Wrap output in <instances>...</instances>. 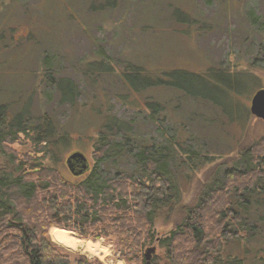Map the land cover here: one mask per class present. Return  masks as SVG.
Here are the masks:
<instances>
[{"label": "rangeland", "instance_id": "obj_1", "mask_svg": "<svg viewBox=\"0 0 264 264\" xmlns=\"http://www.w3.org/2000/svg\"><path fill=\"white\" fill-rule=\"evenodd\" d=\"M250 10L258 23L251 20ZM46 53L55 80L70 77L78 84L80 94L73 105L60 103L55 82L42 73ZM131 63L159 77L174 69L195 73L196 81L209 90L197 95L200 99L166 85L139 91L125 79ZM220 68L229 69L231 81L226 84L220 81ZM261 87L264 0H0V104L8 106L9 117L30 111L29 132L12 146L19 152L31 149L34 126L44 112L50 113L64 138L59 144L61 160L51 165L70 180L82 177L69 170L67 157L82 151L92 164L94 142L109 115L134 120L155 146L216 155L211 162L235 154L240 142L264 135V119L250 111L251 98ZM147 100L158 101L163 109L154 119ZM191 161L196 167L201 159ZM210 164L181 171L185 199L196 197ZM257 207L260 213L261 205ZM52 228L73 233V250L52 238ZM260 228V237L240 246L244 255H238L247 264H262L264 220ZM156 230L162 235L169 226L159 221ZM48 235L71 253L108 264H131L105 238H85L57 225Z\"/></svg>", "mask_w": 264, "mask_h": 264}, {"label": "trees", "instance_id": "obj_2", "mask_svg": "<svg viewBox=\"0 0 264 264\" xmlns=\"http://www.w3.org/2000/svg\"><path fill=\"white\" fill-rule=\"evenodd\" d=\"M249 15L259 22L253 10ZM50 59L46 53L42 73L52 77L60 103L73 105L80 88L70 77L55 80ZM227 70L220 68L225 84L231 81ZM125 72L126 81L139 91L166 85L200 99L197 95L209 90L196 81L197 74L184 70L163 71L166 77H159L131 63ZM147 104L153 119L163 110L158 101ZM7 107L0 104V264H105L53 242L48 235L53 225L85 238H105L131 264H147L145 253L153 245L152 264H247L238 255H244L240 246L260 237L264 220V198H259L264 192V135L240 142L235 154L211 162L216 155L155 146L134 120L109 115L94 142L93 163L84 173L71 171L82 177L73 181L51 165L61 160L59 144L64 140L52 115L43 113L34 126L32 148L19 152L12 145L29 132L30 111L9 117ZM193 158L201 159L196 167ZM204 163L211 164L196 197L185 199L180 174ZM159 221L169 226L162 235L156 230ZM53 229L52 238L73 250V233ZM261 260L264 264V254Z\"/></svg>", "mask_w": 264, "mask_h": 264}, {"label": "water", "instance_id": "obj_3", "mask_svg": "<svg viewBox=\"0 0 264 264\" xmlns=\"http://www.w3.org/2000/svg\"><path fill=\"white\" fill-rule=\"evenodd\" d=\"M250 111L258 118L264 119V87H261L255 91L251 98ZM69 169L74 174L84 173L89 169V161L87 156L82 151L72 152L66 160ZM156 251V246H150L146 250L147 264L151 263V256Z\"/></svg>", "mask_w": 264, "mask_h": 264}, {"label": "crops", "instance_id": "obj_4", "mask_svg": "<svg viewBox=\"0 0 264 264\" xmlns=\"http://www.w3.org/2000/svg\"><path fill=\"white\" fill-rule=\"evenodd\" d=\"M52 229H53V228H52ZM52 229H51V231H52ZM100 246H101V245H100ZM121 261H122V260H121ZM121 261H120V262H121ZM120 262H119V264H123L122 262H121V263H120ZM104 263H105V264H108L107 262H104ZM117 264H118V263H117Z\"/></svg>", "mask_w": 264, "mask_h": 264}, {"label": "bare ground", "instance_id": "obj_5", "mask_svg": "<svg viewBox=\"0 0 264 264\" xmlns=\"http://www.w3.org/2000/svg\"><path fill=\"white\" fill-rule=\"evenodd\" d=\"M100 248H102V247H100ZM100 248H99V249H100ZM103 248H105V247H103ZM120 263H121V262H120ZM118 264H119V263H118Z\"/></svg>", "mask_w": 264, "mask_h": 264}, {"label": "clouds", "instance_id": "obj_6", "mask_svg": "<svg viewBox=\"0 0 264 264\" xmlns=\"http://www.w3.org/2000/svg\"><path fill=\"white\" fill-rule=\"evenodd\" d=\"M55 231V229H53V232Z\"/></svg>", "mask_w": 264, "mask_h": 264}]
</instances>
